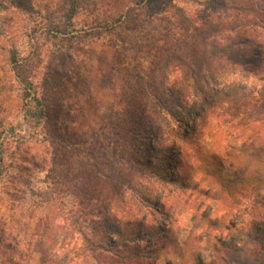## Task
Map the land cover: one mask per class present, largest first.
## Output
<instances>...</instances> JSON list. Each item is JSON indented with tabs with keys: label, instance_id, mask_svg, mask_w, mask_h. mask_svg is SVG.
I'll use <instances>...</instances> for the list:
<instances>
[{
	"label": "rangeland",
	"instance_id": "1",
	"mask_svg": "<svg viewBox=\"0 0 264 264\" xmlns=\"http://www.w3.org/2000/svg\"><path fill=\"white\" fill-rule=\"evenodd\" d=\"M248 1L0 0V217L14 238L3 264L71 258L81 233L106 224L121 234L117 264H220L223 238L252 264L229 226H248L253 203L219 193L249 162L243 143L264 146V62L247 71L214 60L226 74L208 85L178 55L203 53L189 21L219 20L226 56L251 58L254 41L264 61V0ZM112 151L134 162L112 166ZM252 259L264 264V251Z\"/></svg>",
	"mask_w": 264,
	"mask_h": 264
},
{
	"label": "trees",
	"instance_id": "2",
	"mask_svg": "<svg viewBox=\"0 0 264 264\" xmlns=\"http://www.w3.org/2000/svg\"><path fill=\"white\" fill-rule=\"evenodd\" d=\"M72 1V0H71ZM74 2H72L73 4ZM248 3H251V0L248 1ZM71 17V15H70ZM190 28L192 31V34L196 40V42H201L198 45V48L203 49V53L201 56L197 54V50L193 49L191 50L190 54L182 55L178 54L179 59V67L181 68L184 73H189V79L195 80L196 82V73L201 74L202 71H204L203 79H207V84L210 85L211 82H214L217 76L219 78H222L225 76L226 73H215L211 69V62H214V60H220L224 59L225 63L230 65L231 67H239L244 68L247 71L253 70L256 68L258 64H263V60L261 59L263 52L260 50L261 45L255 44L254 41L250 42L251 47L255 46L257 49L253 51V55H251V58L249 59H242L243 57L240 55H237V52L234 51L236 54H231L230 56H226L225 50L227 47H219V45L215 42V37L219 33L227 30L228 27L223 28L222 21L217 20V22H211L208 24H204V26L200 29L196 26H192L191 22L189 21ZM255 53V55H254ZM191 55V56H190ZM220 57V58H217ZM10 58L11 61L16 63V59L14 57L13 51L10 52ZM256 60V63H255ZM261 60V61H260ZM201 61V63H200ZM221 61H218L217 69H222V67L219 65ZM200 63V66H199ZM205 64V67H204ZM156 70L160 71L161 73H164L163 68L156 66ZM201 72V73H200ZM219 72V70H218ZM187 76V74H185ZM209 75V76H206ZM179 98V96H178ZM38 101V100H37ZM43 114V111H34L31 113V116L33 118H38ZM134 139H137V137H134ZM131 140V139H130ZM249 143H243V146L238 149V152L241 156L245 157L248 156L249 162L246 166L243 167L242 173L237 175L236 178H234L231 181H220L221 183V189H220V195L219 199L224 200L225 197H228L231 199V201H234L236 199V196L240 199L247 198L248 200H251L253 203L252 207V220L249 221V225L241 222V226L235 227V226H229L228 222L226 224L225 219L223 221H218L217 219L209 218L207 215H201L199 218V222H202L203 224H207L206 226L209 228H221L223 230H227V228L232 227L234 229L233 235L237 236V242L241 243L242 245L238 246L234 245V250L237 252L236 249H240L239 253H244V255H249L250 260L253 264L252 254L253 253H260V251H264V146H255V141H248ZM124 149L126 151H131V145L128 143L122 144ZM148 147H151V144L147 143ZM249 148L252 150L249 152ZM135 149V148H133ZM108 154V152H107ZM112 156L106 157L107 160H113L116 161L114 163H111L110 165H116L117 162H122V164L132 163L131 159L127 158V155L123 152L121 156L117 157V154L112 151ZM245 155V156H244ZM148 163V159L146 160ZM132 168V167H131ZM19 180L18 177L14 179ZM12 181V180H11ZM15 188V185H14ZM60 192H62V189L60 188ZM211 195H217V191H212ZM236 201V200H235ZM13 204L12 202L8 203V209H12ZM231 208H235V210H238L239 202H235L234 204L230 205ZM81 214V212H79ZM240 215V214H239ZM3 216V215H2ZM0 217V259L1 256H5L4 250H8V244L7 240L11 239L14 241V238L12 236H9V233L6 232V223L1 222ZM10 219L8 221H12L11 215H7L6 218ZM85 220V219H84ZM16 221H19V218H17ZM222 224V225H221ZM72 226L77 225L76 219L72 220V223L70 224ZM229 226V227H228ZM91 233L88 235L85 233H81V242L79 243V246L73 247V251L75 252L74 256L71 258H68V255L65 253V251L60 252L61 257L63 258V261H61V258L58 257L52 258L49 257V259H46V262L48 261L50 264H70L71 262L73 264H117L119 261H117L116 258H120L118 254H114L112 256V252L110 251L111 248L114 250V248L117 247L118 243L121 239V234L119 232H116L112 230V227H108L106 225H101V233H97L98 229L97 227L91 225ZM112 230V231H111ZM98 235V237H97ZM72 239V237H69ZM70 239L68 242H70ZM54 242H66L67 237H58L57 239H53ZM122 240V239H121ZM32 241V238H31ZM38 243V240L36 244ZM230 241H228L226 238H223L222 241L217 239L216 243L214 244V249L216 246H220L221 250H217V257L216 260L218 262H221L220 264H230L231 262L234 263L237 262V264H245L242 261L239 262L237 259H233L232 255L227 254L229 251L224 250H231V248L228 247V244ZM232 243V242H231ZM220 244V245H219ZM61 247V246H60ZM222 251V252H221ZM44 256L47 254L45 251L43 252ZM57 254V253H56ZM52 256V255H51ZM224 256L225 258L227 256L230 257V262L228 263L225 258H222ZM70 259V260H68ZM22 260H20L21 262ZM80 261V262H79ZM213 261V262H217ZM248 264V262L246 261ZM0 264H3V261L0 260ZM19 264V263H17ZM197 264H202L200 259L198 258Z\"/></svg>",
	"mask_w": 264,
	"mask_h": 264
}]
</instances>
